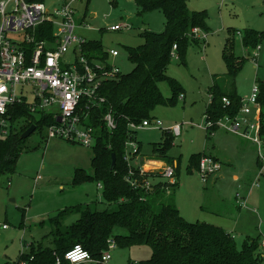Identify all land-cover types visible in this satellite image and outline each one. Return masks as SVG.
<instances>
[{
  "label": "rangeland",
  "instance_id": "1",
  "mask_svg": "<svg viewBox=\"0 0 264 264\" xmlns=\"http://www.w3.org/2000/svg\"><path fill=\"white\" fill-rule=\"evenodd\" d=\"M187 3L191 10L206 11L208 32L205 39L188 46L185 63H181L178 54L171 59L166 73L177 79L183 88V94L178 96L176 104H159L151 113V119L162 122L164 129L181 126V135L173 139L167 153L172 158L180 159V169L176 170L175 175L180 184L177 191L176 187H171L172 191H176L173 198L181 215L184 216L185 212L189 214L184 216L188 221L221 226L234 235L238 246L246 238L260 237L261 243L264 238V177L259 180V186H252L260 167L257 144L225 128L216 127L209 131L199 125H205L204 114L210 102V88L214 84L229 92L235 82L239 95L248 98L256 79L264 81V41L257 51V59H254L256 49L245 47L242 41L246 29L264 31V0H187ZM76 8V20L89 25V28H81L78 32L89 40L101 41L106 51L118 50L120 55H109L107 63L117 65L122 73H128L134 67L126 48L143 44L145 39L141 33L145 30L161 32L166 26L162 11L139 13L135 0H82ZM116 23H128L131 28L117 31L108 29ZM232 30L236 31L235 53L246 59L236 79L227 74L223 58L225 43L231 37ZM159 86L166 98L172 97L173 88L169 80L161 81ZM35 101L36 95L30 92L27 102ZM36 116L39 117V114L36 113ZM258 116L259 111L253 108L251 118L257 119ZM14 118L15 127L25 121L22 117L18 118L17 113ZM18 121H21L20 125ZM164 129L138 130L140 158L133 160L132 165L144 169L145 162L161 160L154 154L153 143L165 140ZM8 134L0 129V138ZM47 134L46 125L34 131L27 137L26 147L19 156L15 170L0 173V264L18 261L21 251H28L31 242L36 246H53L58 230H63L80 217L79 205L83 208L90 206L91 210L115 211L119 208L117 203L109 204L104 200L103 189L96 181L76 186L72 183L78 168L88 174L94 173L93 146L61 137L47 138ZM250 134L254 136L255 131L251 130ZM216 152L223 154V157H219L224 165L207 181H202L198 170L188 171L191 155ZM224 155L229 161H225ZM145 156L151 160L141 158ZM152 181L169 182V179L157 176ZM214 194L225 199L224 211L227 210V213L222 218L207 209L202 210V205L215 206ZM237 194L248 197L246 206L239 207ZM171 199L172 196L165 194L162 202L170 203L173 201ZM66 208L72 210L58 221L53 220ZM198 209L210 219H203L202 216L198 220L197 214H191ZM4 225L8 227L4 228ZM116 231L126 233L122 228ZM258 251L263 253L264 264V245L260 244ZM151 256L152 248L148 244L118 246L107 264H138Z\"/></svg>",
  "mask_w": 264,
  "mask_h": 264
},
{
  "label": "trees",
  "instance_id": "2",
  "mask_svg": "<svg viewBox=\"0 0 264 264\" xmlns=\"http://www.w3.org/2000/svg\"><path fill=\"white\" fill-rule=\"evenodd\" d=\"M135 3L139 13L162 11L166 17L165 29L161 32H142L145 42L126 48L129 60L134 64L133 69L122 73L115 65L120 70L119 74L114 78L102 79L98 88V96L104 100L89 106L84 112L79 109L83 123L95 130L96 139L92 145L95 150L92 159L94 173L88 174L84 169L78 168L72 180L74 186L94 181L101 183L104 200L109 204L117 203L119 208L115 211L91 210L90 206L83 208L79 205L77 207L80 208V217L63 230H58L53 246H36L31 242L28 251H21L18 261L3 264H58V257L61 259L60 264H70L64 259V255L74 244H82L95 259H100L111 237L116 240L117 247L150 245L151 258L138 264L263 263V253L258 251L260 237L248 238L238 246L232 234L223 227L207 222H190L181 215L173 198L176 191L171 189L176 187L177 190L180 183L176 179L173 183L159 181L148 191L142 188L134 189L125 179L130 169L137 172V177L140 170V167L135 165L129 166L124 158L128 140H135L138 150H141V142L137 141L138 130L131 128L130 123L139 124L144 119H151V113L157 105H175L178 96L183 94L178 80L166 73L173 57L174 45H177L175 53L179 55L181 63H185L188 46L201 40L195 36L193 28L198 27L208 32L206 11L191 10L187 0H135ZM235 33L236 31L232 30L223 51L227 74L233 79H236L246 63L245 57L235 53ZM242 41L245 47L256 49L264 41V31L246 29ZM84 51L92 66L97 62L104 64L108 69L114 66L107 63L110 51L104 50L101 41L89 40L84 46ZM98 72L102 76L101 71ZM163 80H169L173 88L170 98H166L161 92L159 83ZM256 83L259 87L261 134L264 136V81L256 79ZM210 95V102L204 114L207 120L217 121L223 116L233 117L239 113L243 97L239 95L235 82L229 92L214 84L210 88ZM223 98H227L228 102ZM108 112H112L115 117L114 129H108L104 121ZM16 113L18 118L22 117L25 121L22 125L21 121H18L20 126L15 127L13 117L11 131L4 138H0L2 174L15 170L19 156L26 147L27 138H22V133L33 124H36L38 129L45 125L48 127L54 122L51 114L38 112L37 117L26 104L17 106ZM213 128L216 126L211 129ZM163 132L165 140L153 143V151L158 159L165 160L170 165L174 166L177 160V165L174 166L176 175V170L180 169V159L167 154L175 136L169 129ZM113 153L116 155V163L112 168ZM204 155L206 154L191 155L188 171L198 170ZM145 174L148 177L162 176V173L152 171H146ZM165 194L172 196L173 201L163 203ZM71 210L63 209L53 220L58 221ZM118 228L125 229L126 233H118Z\"/></svg>",
  "mask_w": 264,
  "mask_h": 264
},
{
  "label": "built area",
  "instance_id": "3",
  "mask_svg": "<svg viewBox=\"0 0 264 264\" xmlns=\"http://www.w3.org/2000/svg\"><path fill=\"white\" fill-rule=\"evenodd\" d=\"M79 1L82 0H0V129L5 134L11 131L15 108L26 104L31 113L52 115L54 122L48 126L47 138L61 137L85 146L95 143V130L83 123L79 109L84 112L89 106L103 101L104 98L98 96L102 79L114 78L120 70L115 65L108 69L102 63H95V67L89 63L84 51L89 40L78 32L81 28H89V25L76 20ZM129 28L131 25L128 23H116L108 29ZM193 33L200 39H205L207 34L198 27L193 28ZM260 48V45L256 48L254 59H257ZM176 49L175 44L173 56ZM110 54L115 57L119 51L110 50ZM30 92L36 95L35 102H27ZM258 94L259 87L255 83L251 95L242 98V106L236 116H223L217 121L205 118V125H199L206 130L214 126L225 128L257 144L260 167L252 186H259V180L264 177V136L261 134ZM223 100L228 102L227 98ZM253 108L259 111L257 119L251 118ZM104 121L108 129L116 127L112 112L104 116ZM130 127L136 130L164 129L162 122L148 118L139 124L130 123ZM168 129L174 135H181L180 125ZM251 130L255 131L254 136L250 134ZM138 149L135 140L126 142L124 158L129 166L140 158ZM221 169L222 163L206 154L200 160L198 171L205 182ZM146 171L140 168L137 177V172L130 169L125 179L134 189L148 191L157 182L154 183V177H148ZM150 171L162 173L170 183L175 181L173 165L166 164ZM99 187L102 188V184L99 183ZM237 199L239 207L246 206V198L241 194H237ZM261 244L264 245V238ZM116 248L117 242L111 237L101 258L95 259L82 244H74L66 251L64 259L70 264H107ZM57 263H61L59 257Z\"/></svg>",
  "mask_w": 264,
  "mask_h": 264
},
{
  "label": "crops",
  "instance_id": "4",
  "mask_svg": "<svg viewBox=\"0 0 264 264\" xmlns=\"http://www.w3.org/2000/svg\"><path fill=\"white\" fill-rule=\"evenodd\" d=\"M94 14V13H93ZM92 14V15H93ZM94 16H95V14H94ZM94 16H92V17H94ZM111 55V54H110ZM119 55H120V52H119ZM118 55V56H119ZM111 56H113V55H111ZM114 57V56H113ZM116 57V56H115ZM241 96V95H240ZM143 129V128H142ZM154 129H156V128H154ZM140 130V129H139ZM175 137L177 136V135H174ZM244 140V139H243ZM137 141H139L138 140V138H137ZM245 142H249V141H247V140H244ZM140 142V141H139ZM250 143V142H249ZM246 146V145H245ZM210 155H212V156H214L216 159H218L221 163H222V167H223V165H224V163L222 162V160H221V158L220 157H223L222 155V153H220V152H216L215 154L213 153V154H210ZM220 156V157H219ZM225 156V155H224ZM148 157V156H147ZM141 158H145V159H149V158H146V156L145 157H141ZM225 158L227 159V160H225V161H229V159H228V157L227 156H225ZM224 158V159H225ZM149 160H151V159H149ZM145 166H144V169L145 170H152V169H155V168H160V167H162V166H164V165H166V164H168L165 160H158V162H154V161H147V162H145ZM259 164V163H258ZM177 165V160L174 162V166H176ZM261 182H262V180H261ZM253 183V182H252ZM85 184V183H84ZM252 187V186H251ZM251 187H250V189H251ZM250 189H249V191H250ZM261 190L262 189H260L259 190V192H261ZM177 191V190H176ZM249 191L247 192V195H248V197L250 196L249 195ZM251 194V193H250ZM175 196H176V192H175ZM214 196L215 197H213V202H214V204H215V206L213 205V208L211 207V206H206V205H202V210H204V209H207V211H209L210 213H214V214H216V216L217 215H220L221 216V218L225 215V213H227V210L226 211H224V198L223 197H220V196H216V194H214ZM243 196V195H242ZM244 198H247V200H248V197L245 195V196H243ZM175 202V201H174ZM223 203L221 206H220V203ZM175 204H176V202H175ZM176 206H178L177 204H176ZM179 208V207H178ZM211 208H212V210H211ZM254 212H257L256 210H253ZM184 214V213H183ZM191 214H197L198 215V217H199V219L198 220H201L202 218V216L204 217L203 219H210V218H208V216H206V215H204V214H202V211H200V209H198V211L197 210H193L192 212H191ZM187 215H189V214H186V212H185V214H184V216L185 217H187ZM213 219H215V218H213ZM204 221H214V220H204ZM232 236H234V235H232ZM235 239V238H234ZM246 239H248V238H246ZM261 244V243H260Z\"/></svg>",
  "mask_w": 264,
  "mask_h": 264
},
{
  "label": "water",
  "instance_id": "5",
  "mask_svg": "<svg viewBox=\"0 0 264 264\" xmlns=\"http://www.w3.org/2000/svg\"><path fill=\"white\" fill-rule=\"evenodd\" d=\"M92 16H94V14ZM36 129H37V125L36 124L31 125L27 130H25L22 133L21 137L22 138L29 137L34 131H36ZM115 163H116V155H115V153H113L112 154V168L114 167Z\"/></svg>",
  "mask_w": 264,
  "mask_h": 264
}]
</instances>
